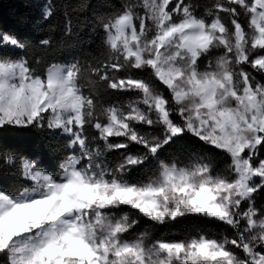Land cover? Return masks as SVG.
<instances>
[{"label":"snow or ice","instance_id":"snow-or-ice-1","mask_svg":"<svg viewBox=\"0 0 264 264\" xmlns=\"http://www.w3.org/2000/svg\"><path fill=\"white\" fill-rule=\"evenodd\" d=\"M90 7L43 0L35 42L0 29V137L38 130L61 156L0 149V264H264V0ZM188 218L223 228L133 231Z\"/></svg>","mask_w":264,"mask_h":264},{"label":"trees","instance_id":"trees-1","mask_svg":"<svg viewBox=\"0 0 264 264\" xmlns=\"http://www.w3.org/2000/svg\"><path fill=\"white\" fill-rule=\"evenodd\" d=\"M43 0H0V29L16 33L21 38H26L31 42L38 41L48 33L45 26L40 23V5ZM75 2V0H74ZM91 7L81 13V19H92L94 12L109 14L119 7L121 0H89ZM86 34V31L85 33ZM76 54V50L65 48L57 50L55 58L58 60L71 59ZM54 142L48 136L38 130L30 132H9L0 137V149L4 152L13 153L16 156L35 158L43 165L54 171L59 170L61 156L57 151H53ZM163 157L171 162L177 159L181 164L189 163V153L185 145H175L168 149ZM224 167V161H216V169ZM142 174H137L133 178H141ZM10 182L13 177L7 174L3 177ZM257 204L264 205V193L257 197ZM148 228L152 232L153 238L163 237L169 240L183 239L185 236L195 234L197 230L203 229L207 234L219 233L223 225L210 224L188 218L180 223H173L164 226H153L151 222L141 220L139 225L133 230L138 233Z\"/></svg>","mask_w":264,"mask_h":264}]
</instances>
